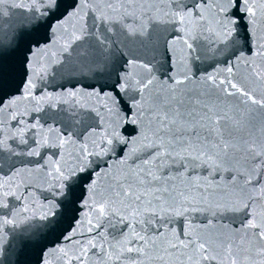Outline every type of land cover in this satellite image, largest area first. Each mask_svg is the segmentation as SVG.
Listing matches in <instances>:
<instances>
[{
	"label": "snow or ice",
	"instance_id": "6c2138e0",
	"mask_svg": "<svg viewBox=\"0 0 264 264\" xmlns=\"http://www.w3.org/2000/svg\"><path fill=\"white\" fill-rule=\"evenodd\" d=\"M7 2L8 0H0V5ZM127 2L131 3V0ZM171 2L175 7L164 13L170 19L163 22L179 27L184 34L180 39L183 40L187 49H193V45L188 41L197 38L192 27L194 23L205 25L214 23V28L205 27L204 31H211L220 42L227 43L231 40L235 49L228 58L233 60V64L226 71L231 74L233 67H237L235 61L239 60L250 70L254 80L264 79V69L256 63L257 57H264V37H261L256 48L252 46L257 26L264 21V0H212L211 21L205 16V11L210 6L209 0H171ZM29 3L32 7L28 10L35 13L30 31L39 34L41 29H45L49 44L52 42V35L63 29L68 19L82 20L87 14L86 10L93 12L94 21L97 12L101 19H110V15L104 11L105 8L110 12L120 11L119 8L113 7L110 0H71L69 3H65V0H29ZM49 16L54 19L48 20ZM2 31L0 29V33ZM19 31H29V29L25 25ZM85 32V26L81 25L79 34L73 32L71 39L81 40ZM241 32L243 35L240 34ZM18 38L19 32L8 40L0 35V49L7 50L15 47ZM35 44L39 45V39H36ZM245 52L248 53L247 56L244 55ZM225 63L227 64L228 60H225ZM96 66L107 80H111L114 73L115 80L100 85L99 90L97 85H92L93 91L88 95L106 99L111 105V107H108V104L105 105L106 111L114 113L116 119L103 131L99 143L93 141L92 148H89L87 144L80 146L81 164L70 169H62L58 163H54L48 173L57 193L65 197L64 203L68 208L77 202L78 187L89 194L90 199L99 195V199L92 201V210L101 220H106L107 224H93L90 219L88 223L93 226L89 227L88 231L99 229L97 236L108 243L107 238L103 237V232L107 227L115 229L116 233L113 235L115 242L109 243L105 248L104 244L98 245L90 239L87 242L88 245L93 249H101L103 255L109 260H120L125 258L126 253H136V258L157 259L164 261L165 264L173 257L176 260H181L183 257V261L188 264H264V209L257 210V204L264 203V191L259 201L255 194L241 195L235 201L215 205V210L212 205L204 209L201 200L190 197L184 191H177L175 180L171 176L177 163L180 167L175 168V171L183 174L181 170L186 171L189 164L207 165L213 161L214 157L218 159L221 153L226 155L229 150L241 151L248 153V158L253 162L250 168L240 173L243 184L251 185L253 189L264 190V145L258 144L256 138L258 131L264 132V115L256 120L239 109L232 110L230 115L227 110L219 108L211 97L191 92L181 94L171 87L153 95L152 79L133 84L129 76L122 75L114 68L110 69L107 58H101L96 62ZM207 80L217 89L225 85L223 92L226 96L242 98L241 104L258 106L264 113V100L256 99L249 90L238 87L230 78L217 82L213 76H208ZM183 82L180 80L173 83ZM2 86L3 73L0 72V87ZM32 87V82L25 78L20 85L21 96L27 98L31 94ZM132 87H135L136 95H129ZM145 90H149L148 96H145ZM78 95L80 94L76 91L68 93L71 98H76ZM148 97H151V100ZM6 99L7 103H5ZM48 99L51 100L52 97ZM76 103L78 104L79 101L77 100ZM15 104V98L0 99V112L6 108H13ZM80 106L83 107V105ZM57 117L60 118L64 131L53 130L56 132L57 143L48 145L45 139L44 143L49 147L63 148L66 144L74 143V135L84 139L91 132L90 126L82 130L79 128L80 115L75 110L65 113L62 117L57 114ZM125 126L131 130L122 131ZM2 145L3 140L0 139V147ZM130 145H140L144 155L137 156L133 160L136 167L128 166L122 174L112 175L108 187L102 193H99L94 179V176L99 174V166L95 172H88L87 177H79L86 180V185L79 183L77 177L86 171L89 156L103 157L119 153L117 159H120L125 156ZM131 151L135 152L137 149L132 148ZM38 154L34 151L29 152V155ZM55 155L58 156L59 153ZM109 158H111L110 155ZM120 162L123 164L126 160L120 159ZM165 168L167 171H162ZM232 179L235 180V177ZM245 190V188L241 189L242 192ZM3 195L14 196L15 194L4 192ZM79 200L83 204L88 203L82 197ZM202 200L206 203V199L202 198ZM7 207L6 203L0 201V208ZM54 207L55 205L51 206V208ZM201 210L211 211L213 216L221 211L238 214L231 217L235 224L234 228L225 226L208 237L200 235L205 231L204 229L187 231L183 220L187 219L192 212ZM161 212L167 215L162 216ZM48 215H54V212L49 209L44 218L46 219ZM145 215L149 218L142 219L141 217ZM172 215L182 218L176 242L165 240L166 247L162 249L164 255L158 254L155 257L149 255L152 247L156 245V239L141 235L144 231L141 226L152 225L156 238L164 237V228ZM153 221L156 222L155 225ZM0 223L11 225L14 221L5 217L0 220ZM206 223L210 224L211 221ZM121 225H123L122 228ZM129 232L131 235L128 234ZM194 232L196 234H193ZM181 236L187 237V242L181 240ZM64 238L71 240V235H66ZM2 240L3 237L0 236V242ZM137 244L139 247L136 246ZM87 252L88 247L84 246L80 254L73 259L84 264Z\"/></svg>",
	"mask_w": 264,
	"mask_h": 264
}]
</instances>
